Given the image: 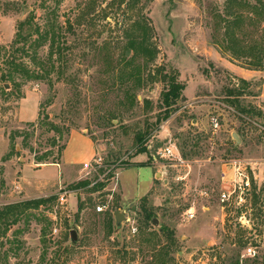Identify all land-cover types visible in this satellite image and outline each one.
Segmentation results:
<instances>
[{"label": "rangeland", "instance_id": "obj_1", "mask_svg": "<svg viewBox=\"0 0 264 264\" xmlns=\"http://www.w3.org/2000/svg\"><path fill=\"white\" fill-rule=\"evenodd\" d=\"M128 1L0 0V127L9 138L22 132L0 160V264H233L248 245L256 246L258 256L240 264H264V66L256 69L249 58H237L215 42L222 45L225 39L218 14L228 0ZM243 13V43L264 47V22L246 17L247 8ZM141 14L150 19L160 50L149 70L164 67L185 85L171 115L160 122L167 83L160 77L150 80L131 105L121 83L130 70L117 66L133 54H125L127 30ZM17 64L40 71L42 78L26 77L15 70ZM232 88H243L242 95L233 97ZM25 99L32 100L27 103L31 117L40 103L35 121L16 117ZM213 115L218 129L211 125ZM148 127L147 151L139 152L136 133ZM73 129L93 139L105 162L122 164L116 189L110 178L101 189L90 185L100 182L102 168L88 175L85 187L73 189L64 182L71 190L65 204L56 199L48 207H13L59 193V185L32 190L19 183L18 170L22 166L31 180L58 182L54 165L37 170L25 163L44 153L48 159L37 164L60 158ZM168 143L188 157L173 165L168 158L152 163V154ZM78 157L86 161L89 154L83 149ZM232 158L253 162L249 171L258 178L243 205L222 207V164ZM156 171L163 175L154 177ZM107 200L111 208L98 212L97 204ZM143 205L161 227L174 232L175 245L169 231L147 221ZM191 207L194 217L188 215ZM115 211L130 216L137 232H130L126 221L109 236L104 223ZM72 229L77 243L70 240Z\"/></svg>", "mask_w": 264, "mask_h": 264}, {"label": "trees", "instance_id": "obj_2", "mask_svg": "<svg viewBox=\"0 0 264 264\" xmlns=\"http://www.w3.org/2000/svg\"><path fill=\"white\" fill-rule=\"evenodd\" d=\"M121 4L126 0H121ZM130 0L127 2L129 4ZM243 8H247L249 14L246 16L250 20L259 19V22H264V0H256L255 3L250 2L249 0H228L225 5V11L223 14H218L219 24L223 23L224 36L225 39L220 45L219 41H215L223 49L231 51L233 55L238 57H247L249 58L248 64L255 67L256 69H261L264 66V47L260 43L245 45L243 43L244 36H241L242 23L245 20V14L243 13ZM23 27V23L21 24ZM39 33V29L36 30ZM128 38L125 46V54L132 53L131 58L124 57V62L119 61L117 66H122V70L129 69L127 76L124 74L121 77V83L126 86L128 101L131 105L137 103V91L145 86L150 80L154 81L160 77V80H163L167 83V87L162 91V106L164 107V114L158 118V121L167 119L173 109V106L177 101L182 97V91L185 88V85L178 80L176 72H168L164 67L156 66L154 71L149 70V68L155 64V61L159 54V47L153 41L154 28L150 22V19L141 14L138 16L131 24L130 28L127 30ZM15 70L23 73L26 77L31 79L33 78H42L40 71H32L28 68L17 64ZM144 72H146L145 75ZM10 78H13V75H9ZM156 77V78H155ZM242 82L247 83L245 78L241 79ZM243 88H232L229 90V93L233 97H238L242 95ZM248 114H251L250 110L242 109ZM51 128L61 132V130L55 125L51 124ZM151 127H148L147 130H140L136 133V146H138L139 152L147 151L146 139L151 134ZM22 132L17 130L10 134V141L14 143V140L17 136L21 135ZM26 139V136H25ZM55 143V142H54ZM14 150L16 145L13 144ZM65 148V144L60 147V152L62 153ZM60 153V155H61ZM182 157H188L187 153L182 150ZM49 157V153H44L42 155L36 156V162H45ZM54 160L52 162H59ZM185 159V158H184ZM90 184V181L87 179H80L77 182H72L69 184V187L73 189H78L85 187ZM104 186L103 182L97 184L96 189H101ZM57 199V195H50L48 197H38L29 201L22 202L21 205L17 204L13 207L18 208L22 207H31V208H40L41 206L48 207V204ZM143 211L147 221H151L154 215V212L148 209L143 205ZM2 213V212H1ZM3 218L5 219L4 214L2 213ZM48 224L52 223V219L49 216L45 217ZM107 234L110 236L115 232V218L114 215H108L104 223ZM162 231H169L171 235V245H175L176 240L174 238V232L168 228L161 227ZM168 248L170 245L165 248L164 252L169 254ZM240 254L235 258L233 264H240Z\"/></svg>", "mask_w": 264, "mask_h": 264}, {"label": "built area", "instance_id": "obj_3", "mask_svg": "<svg viewBox=\"0 0 264 264\" xmlns=\"http://www.w3.org/2000/svg\"><path fill=\"white\" fill-rule=\"evenodd\" d=\"M211 125L213 129H218L220 122L217 116L211 117ZM161 158L170 159L172 165L184 162V158L181 155L178 147L175 144L168 143L164 146H160L159 149L152 154L151 160L152 163H157ZM121 163L116 162H105L104 157L101 154H97L92 160L86 161L83 164V169L85 170L84 174L80 176L79 179H84L91 175L92 173L99 172L102 168H105L106 171L103 175L100 176V182H106L109 178L114 182L115 187L120 183V166ZM253 162L247 161L244 159L232 158L223 161L222 171H221V183H220V201L222 202V207L225 206H241L247 199V196L251 193L253 188V179H257V174L254 172V175L250 173L249 169H253ZM108 175V176H107ZM107 176V177H106ZM107 178V179H106ZM98 180L93 181L90 185L100 183ZM71 193L69 187L61 185L59 187V193L57 194V200L59 204H65L68 200V196ZM113 198V193H111ZM111 208V200L100 201L96 209L98 212H105ZM188 215L194 217L195 212L194 208L188 210ZM242 219H246L245 221ZM128 223H130V232L133 234L137 232L138 228L135 225L134 220L127 216ZM125 221V222H126ZM240 221L242 223H249V220L245 216H240ZM250 225V224H249ZM59 228L54 227V234L58 233ZM258 256V250L254 245H248L245 247L244 252L241 254V262L247 257L255 258Z\"/></svg>", "mask_w": 264, "mask_h": 264}, {"label": "crops", "instance_id": "obj_4", "mask_svg": "<svg viewBox=\"0 0 264 264\" xmlns=\"http://www.w3.org/2000/svg\"><path fill=\"white\" fill-rule=\"evenodd\" d=\"M32 100H24L21 102V105L17 109L16 117L21 122H28V121H35L39 117V111H40V103L38 101V108L36 115L34 117H31V112L28 110V102H31ZM84 131V130H83ZM83 131H79L76 129H73L70 131L67 141L65 142V148L63 149L59 162H51L46 163L43 165H39L36 163V160L33 161V163H25L28 167H34L35 169H42L43 167H46L48 165H54L57 169H59V173L61 175V179L56 182H50V180L43 181L42 179H36L31 180L27 175L23 174V167L19 168L18 173H21L20 179L17 181L20 183V181H23V183L29 187L32 188V190L40 187H46L51 185H63V183H72L75 182L77 179L80 178L85 172L83 169V164L86 161L92 160L97 154V148L95 146V142L91 137H89L87 134H85ZM10 138L7 133H5V130L0 127V160L3 157H8L10 154ZM17 149V148H16ZM83 149L86 150V153L89 154V159L85 161H81V159L78 157V153L81 152ZM9 163V166L11 168V165L13 163V158L8 159L7 161ZM157 172V171H156ZM156 172L154 177L156 176ZM163 173V172H162ZM257 173V172H256ZM260 177V175H258ZM167 180V179H166ZM165 180V181H166Z\"/></svg>", "mask_w": 264, "mask_h": 264}, {"label": "water", "instance_id": "obj_5", "mask_svg": "<svg viewBox=\"0 0 264 264\" xmlns=\"http://www.w3.org/2000/svg\"><path fill=\"white\" fill-rule=\"evenodd\" d=\"M6 87H9V84H6ZM232 136H233V138L236 139L237 143L241 142V138H240V136H239V134L237 132H233ZM17 148H19V146H17ZM162 175H163V173L161 171H157L156 172V176H162ZM113 215H114V218H115V234H118L120 229L123 227L124 222L127 220V216L122 211H115L113 213ZM152 224L157 226L158 228L161 227L160 224H159V219L157 217H154L152 219ZM77 239H78L77 230L72 229L70 231V240L73 243L74 242L77 243Z\"/></svg>", "mask_w": 264, "mask_h": 264}]
</instances>
